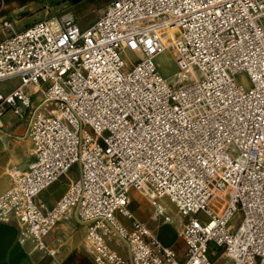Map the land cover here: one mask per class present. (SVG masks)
<instances>
[{
  "label": "built area",
  "instance_id": "obj_1",
  "mask_svg": "<svg viewBox=\"0 0 264 264\" xmlns=\"http://www.w3.org/2000/svg\"><path fill=\"white\" fill-rule=\"evenodd\" d=\"M167 50L172 84L156 64ZM11 80L0 122L27 117L35 160L11 174L0 222L22 243L54 256L46 238L75 219L95 264H264V0H112L88 27L52 15L0 41ZM76 165L54 205L38 200ZM134 191L164 222L158 200L175 205L184 259L135 216Z\"/></svg>",
  "mask_w": 264,
  "mask_h": 264
},
{
  "label": "rangeland",
  "instance_id": "obj_2",
  "mask_svg": "<svg viewBox=\"0 0 264 264\" xmlns=\"http://www.w3.org/2000/svg\"><path fill=\"white\" fill-rule=\"evenodd\" d=\"M5 1L11 2L12 0ZM110 1L112 0H84L79 4L73 5L68 0H13L14 8L9 7L7 10H1L0 12V41L35 22L51 17L52 15L64 14L69 11L75 14L82 27H88L102 15ZM21 4L24 5V8L19 10L18 7ZM2 5L3 1L0 0V9ZM5 21H8L11 26L6 27ZM123 58L128 64L137 61L136 56L129 51L123 53ZM156 64L161 75L168 79L171 84L177 80L179 67L170 50L160 54L156 58ZM237 78L242 84H249V79L246 75H238ZM17 84L18 80H11L4 83V86L6 90H11ZM40 99L41 96L37 98L36 103H39ZM49 107H53V104H49ZM23 137L26 138V136ZM78 176L79 166L76 165L69 171L67 176H64L50 191L45 193V197L53 199V197L57 198L59 194H61V197L67 190L71 180ZM133 196L134 200L130 208L135 216L147 223L163 245L174 247L179 254L180 260L184 259V245L178 232V227L182 224L184 218L178 215L175 205L168 197L158 200L165 208L166 214L170 217V221L164 222V218L153 217L156 208L150 203L145 194L134 191ZM240 221L241 216L237 215L231 224L237 227ZM116 248L122 255H126V250L123 247ZM223 263L224 260L216 262V264Z\"/></svg>",
  "mask_w": 264,
  "mask_h": 264
},
{
  "label": "crops",
  "instance_id": "obj_3",
  "mask_svg": "<svg viewBox=\"0 0 264 264\" xmlns=\"http://www.w3.org/2000/svg\"><path fill=\"white\" fill-rule=\"evenodd\" d=\"M1 1L3 5L0 12L9 7L14 8L13 0L11 2ZM23 8V4L18 7L19 10ZM0 88L5 89L4 84L0 85ZM26 90L32 93L35 89L29 86ZM36 100L37 98H34V101ZM26 130L27 117H18L11 111L7 112L0 122V195L11 187L12 171L14 169L21 172L26 171L35 160L32 141L23 137ZM52 187L38 197L39 201L49 206L54 205L61 195L53 199L46 198L45 193ZM79 224L75 219H64L58 224L57 228L46 238L47 245L51 249L58 250L56 255L51 256L44 251L37 250L31 241L22 243L21 228L16 221L0 222V264H95L83 246L86 227ZM59 240L61 243L58 242Z\"/></svg>",
  "mask_w": 264,
  "mask_h": 264
},
{
  "label": "trees",
  "instance_id": "obj_4",
  "mask_svg": "<svg viewBox=\"0 0 264 264\" xmlns=\"http://www.w3.org/2000/svg\"><path fill=\"white\" fill-rule=\"evenodd\" d=\"M71 4H73V5H76V4H79V3H81L82 1H84V0H68Z\"/></svg>",
  "mask_w": 264,
  "mask_h": 264
},
{
  "label": "bare ground",
  "instance_id": "obj_5",
  "mask_svg": "<svg viewBox=\"0 0 264 264\" xmlns=\"http://www.w3.org/2000/svg\"><path fill=\"white\" fill-rule=\"evenodd\" d=\"M37 91H39V89L37 88ZM19 170H17V169H14L13 171H12V173L11 174H14L15 172H18Z\"/></svg>",
  "mask_w": 264,
  "mask_h": 264
}]
</instances>
